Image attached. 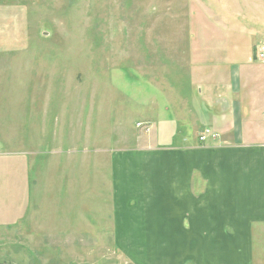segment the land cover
Listing matches in <instances>:
<instances>
[{
	"label": "rangeland",
	"instance_id": "1",
	"mask_svg": "<svg viewBox=\"0 0 264 264\" xmlns=\"http://www.w3.org/2000/svg\"><path fill=\"white\" fill-rule=\"evenodd\" d=\"M231 1L0 0L9 26L22 30L39 105L20 143L28 189L23 167L14 175L22 186L0 199V264H133L113 236L110 152L179 144L189 120L176 93L191 90L185 61L201 29L246 22L227 16Z\"/></svg>",
	"mask_w": 264,
	"mask_h": 264
},
{
	"label": "crops",
	"instance_id": "2",
	"mask_svg": "<svg viewBox=\"0 0 264 264\" xmlns=\"http://www.w3.org/2000/svg\"><path fill=\"white\" fill-rule=\"evenodd\" d=\"M250 1L244 9L224 4L228 17L239 12L246 22L230 16L201 29L204 38L189 51L191 90L185 98L176 92L181 117H189L179 144L110 152L113 236L133 264H264V61L255 55L264 44V8ZM10 20L0 7V171L9 173L0 199L14 185L28 189L20 143L29 136V110L39 107L37 88L27 85L22 30ZM203 128L217 138L200 142ZM23 167L21 185L14 175Z\"/></svg>",
	"mask_w": 264,
	"mask_h": 264
},
{
	"label": "built area",
	"instance_id": "3",
	"mask_svg": "<svg viewBox=\"0 0 264 264\" xmlns=\"http://www.w3.org/2000/svg\"><path fill=\"white\" fill-rule=\"evenodd\" d=\"M255 55L259 60L264 61V44H259L255 46ZM217 136V133L205 129L200 133L199 141L204 142L209 137L217 138Z\"/></svg>",
	"mask_w": 264,
	"mask_h": 264
}]
</instances>
